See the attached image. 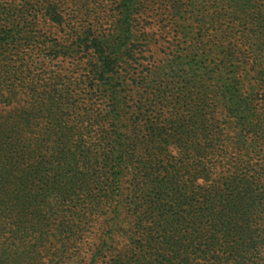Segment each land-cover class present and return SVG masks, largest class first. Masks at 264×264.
Returning a JSON list of instances; mask_svg holds the SVG:
<instances>
[{"label":"trees","instance_id":"16d2710c","mask_svg":"<svg viewBox=\"0 0 264 264\" xmlns=\"http://www.w3.org/2000/svg\"><path fill=\"white\" fill-rule=\"evenodd\" d=\"M258 1H233L240 30L233 20L185 39L187 63L213 91L189 87L199 77L190 72L176 93L131 105L123 74L159 45L138 30L141 0H116L108 28L78 31L66 29L63 0H0V264H64L69 253L74 264H260L264 164L252 156L264 150V78L261 90L246 85L242 51L264 30ZM40 56L76 62L84 78L47 72Z\"/></svg>","mask_w":264,"mask_h":264},{"label":"rangeland","instance_id":"374dc122","mask_svg":"<svg viewBox=\"0 0 264 264\" xmlns=\"http://www.w3.org/2000/svg\"><path fill=\"white\" fill-rule=\"evenodd\" d=\"M143 11L136 18L138 30L148 34L150 38L158 41L159 45L145 52L142 56L141 66L136 69L135 76L131 74H123L126 80V87L131 98V105H134L138 99L146 97L151 98V94L158 89H166L167 92L176 93L178 89L184 85L183 76L191 72V76L198 75L195 83H191L189 87L204 86L209 92L213 91V82L207 80V77H201V74L206 72L205 69H200L197 66L188 64L186 40L198 35L211 34V36L219 35L228 24V21L237 20L233 25L234 31L240 30L237 28L239 20L244 18L243 12L233 9L234 0H141ZM116 0H63V6L66 8V18L69 30L78 31L82 27L93 26L95 30H102L109 27V23L116 17L114 3ZM236 3V2H235ZM257 8L261 10V20L264 23V0L258 1ZM144 26L145 29L141 27ZM251 30V27L248 26ZM264 28V25H263ZM42 30V28H41ZM43 33L48 34L53 39H59L63 33L58 29L47 30L43 28ZM249 46L243 49V53L248 57V71L250 75L247 77V83L254 84L257 90H261L258 83L264 78V30L261 35L250 39ZM208 48V47H207ZM34 62L38 64L35 54ZM41 62L45 65L47 72L57 73H72L73 80L80 81L84 78V67L76 62L69 60H53L50 57H42ZM38 66V65H37ZM139 76V78H137ZM188 80V79H187ZM183 81V82H182ZM82 87V86H81ZM84 87L73 90V94L78 96L83 91ZM83 95V94H82ZM176 96V95H175ZM208 96H211L209 93ZM171 99V98H170ZM169 99V100H170ZM211 105L218 106L216 111L218 119L224 122V113L222 110V100L220 98H212L208 100ZM210 105V106H211ZM96 108L100 111L104 110L102 105H97ZM169 107L162 110L164 113L163 119H167V111ZM224 126V125H222ZM224 133L228 135L229 146L237 141V133L234 131L232 124H225ZM255 149L252 162L259 165L264 164V150ZM235 149V148H234ZM252 150V148H251ZM238 161L236 152H230L223 163L231 166ZM131 180L129 176L123 183L124 198L131 197ZM264 186V182H261ZM262 192L263 190H258ZM127 200V202H128ZM95 230H89L85 239L80 242L81 255L87 257V246L95 244ZM257 263H264V248L261 249L257 258ZM73 254H68L64 264H74Z\"/></svg>","mask_w":264,"mask_h":264}]
</instances>
